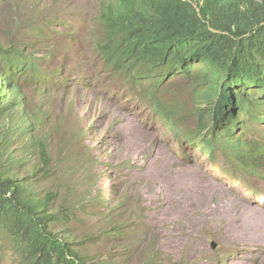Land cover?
<instances>
[{
    "label": "rangeland",
    "instance_id": "rangeland-1",
    "mask_svg": "<svg viewBox=\"0 0 264 264\" xmlns=\"http://www.w3.org/2000/svg\"><path fill=\"white\" fill-rule=\"evenodd\" d=\"M98 2L0 0V47L31 52L42 69L63 73L65 88L38 131H48L50 167L35 186L53 193L51 212L73 209L71 235L88 242L76 248L97 264H264V183L244 173L234 180L231 163L220 153L207 158L197 141L177 144L136 91L94 69L81 48ZM192 87L176 77L163 94L183 107L188 130ZM23 93L29 108L43 103L32 84ZM108 228L112 236H101ZM244 232L253 239L231 241ZM0 264L18 261L5 250Z\"/></svg>",
    "mask_w": 264,
    "mask_h": 264
},
{
    "label": "trees",
    "instance_id": "trees-1",
    "mask_svg": "<svg viewBox=\"0 0 264 264\" xmlns=\"http://www.w3.org/2000/svg\"><path fill=\"white\" fill-rule=\"evenodd\" d=\"M93 25L90 46L104 68L131 79L146 72L154 84L166 71L194 74L192 93L208 100L197 113L200 131H207L203 148L242 146L248 114L259 119L261 104L245 98L264 91V0H100ZM23 52L0 47V254L12 251L18 264H97L76 248L88 242L71 235L73 209L51 212L53 193L35 186L50 167L49 134L38 131L52 108L50 94L64 81ZM27 83L45 104L28 107ZM167 111L177 117L170 105ZM253 155L239 161L247 167ZM111 229L101 236L110 238Z\"/></svg>",
    "mask_w": 264,
    "mask_h": 264
},
{
    "label": "clouds",
    "instance_id": "clouds-1",
    "mask_svg": "<svg viewBox=\"0 0 264 264\" xmlns=\"http://www.w3.org/2000/svg\"><path fill=\"white\" fill-rule=\"evenodd\" d=\"M185 1L190 2L191 0H185ZM196 1H201V0H196ZM192 2L195 5L194 1ZM99 3L100 0L97 4V11L93 16L92 28L90 29V33H88V35L90 34V36H88V38H86L85 41V44L87 45V49L81 48L82 53H87L94 57L95 59L94 69L95 70L101 69L106 74H110L111 78L113 79L114 85L117 86L118 88L128 87L136 91L138 93V98L142 100L144 104L149 108V111L162 122L166 130L169 132L171 138L177 144H178V139L181 138L187 140L189 144H195V141H197V146H199L201 150L207 152L206 155L207 158L214 160V156L220 153L226 160H228L231 163L230 171L232 173L230 174H233L235 176L234 180L243 179L240 177L241 176L240 174L244 173L249 176L258 177L261 180V182L264 183V171H261V169L264 168V91L255 92V96L253 97L247 96L245 98L249 100L250 99L254 100L256 104H260V103L261 104L258 108L260 114L257 113V116H260L259 119L253 118V114L252 115L248 114V116L250 117V121L248 123L249 127L247 133L243 134L238 139L241 142L242 146L237 148L233 145H226L224 148H218L214 153H211L210 150L203 148V141L206 142V140H204V137L207 131L206 130L200 131V125H202L203 120L197 116L198 110L203 109L205 107V103L208 102V100L206 98H201L200 100L197 101V98L200 96V94H195L191 92L192 94L191 96L193 97L194 100H196V102L192 111H188L187 114L194 118L195 125L191 127V130H188L183 126L184 119L181 117V113H180L184 110L183 107L179 103L168 102L169 100L166 99L165 95H163L165 86L169 85L171 80L175 79L176 77H181L184 80H190L194 87L195 80L192 78L194 74L191 75V77L189 78H183L180 74L168 73L166 71L160 76L159 82L157 84H154V80H152L151 77L146 72L136 77L135 79H131L125 74L113 72L110 69L104 68L102 66V63L100 62L98 56L95 55V53L92 50V47L90 46L91 43L90 39L94 34V28H95V26L93 25V21L98 14ZM65 21L66 19H61V24H64ZM243 35L236 36V38L242 37ZM73 40H77V37L74 36V34H73ZM48 70L52 71L49 68ZM197 70H201V69H197ZM80 72L84 73L83 70H81ZM53 73H56V75H58L59 73L60 77L63 78V73L61 71L60 72L53 71ZM88 74L91 77L92 72H89ZM221 84L222 81H219V87L221 86ZM63 87L65 88V84ZM63 87L60 88L58 92L50 94V101L52 103L55 102V99H53L52 97L62 92ZM32 88L36 89V91L38 92L36 86L32 85ZM245 88H248V86H246ZM202 89H206V86L204 85L200 86V88H198V91ZM152 92L155 93L154 98L150 96ZM243 94L244 93L241 94L242 98H243L242 96ZM250 94L251 92H249V95ZM62 101H65L63 103L64 105H66L67 102H69L67 97H62ZM200 102H202L201 105H199ZM45 103L46 102L43 99V104ZM169 105H170V109H172L173 114L176 115L177 117H172V115L168 113L167 110ZM251 154L254 155L252 156L249 165L247 167L243 166L239 161V159H245L248 155ZM254 159H257L256 164L252 162Z\"/></svg>",
    "mask_w": 264,
    "mask_h": 264
},
{
    "label": "bare ground",
    "instance_id": "bare-ground-1",
    "mask_svg": "<svg viewBox=\"0 0 264 264\" xmlns=\"http://www.w3.org/2000/svg\"><path fill=\"white\" fill-rule=\"evenodd\" d=\"M234 204V203H233ZM179 208V207H178ZM186 209H187V207H186ZM182 212H183V210H182ZM184 214H185V212H184ZM180 215H181V213H180ZM219 216H220V214H219ZM181 217V216H180ZM252 218V217H251ZM255 218V217H254ZM250 219V218H249ZM258 219H260L261 220V218H258ZM215 220V219H214ZM217 220V219H216ZM211 222H213L212 220H210ZM251 221V220H250ZM208 223V222H207ZM247 223V222H246ZM251 223H252V221H251ZM255 223V222H254ZM258 223H259V221H258ZM258 223H256L257 224V226H258ZM261 223V222H260ZM232 224V223H231ZM255 224V225H256ZM263 224V223H262ZM260 225V224H259ZM248 226V225H247ZM243 228V227H242ZM250 228V227H249ZM218 229V228H217ZM216 229V230H217ZM227 231V230H226ZM230 231V230H229ZM196 232V231H195ZM216 232V231H215ZM234 232V231H233ZM242 232V231H241ZM240 232V233H241ZM194 233V232H193ZM192 233V234H193ZM227 233H228V231H227ZM239 233V235L238 234H235L234 233V235L231 237V241L232 242H234V241H236V242H240V243H244V242H246V241H248V240H252L253 238L251 237V236H247V232H244L243 234H240ZM192 234L190 233L189 235L190 236H192ZM233 234V233H232ZM229 236V235H228ZM228 238V237H227ZM229 241H230V239H229ZM186 242H188V241H186ZM188 244V243H187Z\"/></svg>",
    "mask_w": 264,
    "mask_h": 264
}]
</instances>
